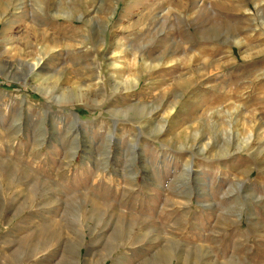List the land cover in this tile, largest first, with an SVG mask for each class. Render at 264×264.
<instances>
[{
	"label": "rangeland",
	"instance_id": "rangeland-1",
	"mask_svg": "<svg viewBox=\"0 0 264 264\" xmlns=\"http://www.w3.org/2000/svg\"><path fill=\"white\" fill-rule=\"evenodd\" d=\"M0 264H264V0H0Z\"/></svg>",
	"mask_w": 264,
	"mask_h": 264
},
{
	"label": "bare ground",
	"instance_id": "bare-ground-1",
	"mask_svg": "<svg viewBox=\"0 0 264 264\" xmlns=\"http://www.w3.org/2000/svg\"><path fill=\"white\" fill-rule=\"evenodd\" d=\"M39 60H40V59H39ZM39 63H40V61L37 62V64H39ZM37 64H36V65H37Z\"/></svg>",
	"mask_w": 264,
	"mask_h": 264
}]
</instances>
